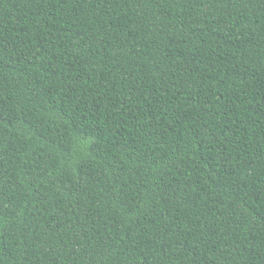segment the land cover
<instances>
[{
	"label": "trees",
	"instance_id": "1",
	"mask_svg": "<svg viewBox=\"0 0 264 264\" xmlns=\"http://www.w3.org/2000/svg\"><path fill=\"white\" fill-rule=\"evenodd\" d=\"M0 264H264V0H0Z\"/></svg>",
	"mask_w": 264,
	"mask_h": 264
}]
</instances>
